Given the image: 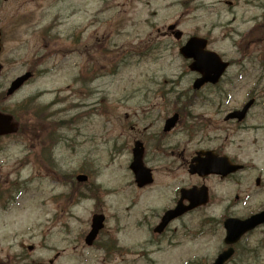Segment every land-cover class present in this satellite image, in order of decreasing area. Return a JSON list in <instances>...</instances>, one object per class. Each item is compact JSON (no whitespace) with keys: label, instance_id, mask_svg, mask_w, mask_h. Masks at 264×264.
<instances>
[{"label":"rangeland","instance_id":"1","mask_svg":"<svg viewBox=\"0 0 264 264\" xmlns=\"http://www.w3.org/2000/svg\"><path fill=\"white\" fill-rule=\"evenodd\" d=\"M263 22L264 0H0V109L23 117L20 135L0 140V264H14L12 257L48 264L56 254L53 264H114L116 249H102L114 242L137 251L122 264L211 263L224 232L206 212L174 223L164 238L152 233L153 209L168 200L180 176L166 174L154 150L159 121L178 112L185 123L219 122L253 97L246 128L228 127V156L244 170L225 191L229 201L240 198L232 215L261 209L264 37L257 27ZM173 24L183 34L179 41L168 32ZM47 31L49 57L36 61ZM192 36L208 39V50L231 62L214 88L192 90L197 75L179 54ZM27 71L33 78L5 98L9 84ZM137 139L147 143L144 163L155 172L143 191L128 172ZM163 142L194 141L177 128ZM79 174L87 183L73 185ZM98 211L106 225L98 245L87 248ZM230 264H264V227L238 244Z\"/></svg>","mask_w":264,"mask_h":264},{"label":"flooded vegetation","instance_id":"2","mask_svg":"<svg viewBox=\"0 0 264 264\" xmlns=\"http://www.w3.org/2000/svg\"><path fill=\"white\" fill-rule=\"evenodd\" d=\"M50 32H46L45 35L42 36V38L45 39L44 44V55L36 57V61H42L45 59H48L49 52H47V48L49 46V40H50ZM33 74V72H32ZM205 87H213L209 85H205ZM166 120H161L162 126V132L158 134V137L160 138V142L156 143V148L154 149L160 159V162L163 163V170L166 171V174H176L180 173V176L174 177L175 184L171 187V190L169 192L168 200L158 208L153 209L155 218L157 219V224L160 222L161 217L164 215V213L168 210L174 209L176 205L179 203L180 199L182 198V191H187L190 189L196 188L197 191L203 192L206 195V205L199 206L195 210L188 212L187 214H184L183 216L177 218L176 220L172 221L166 229L159 235H154L157 238H164L165 235L169 232L171 229V226L180 221L185 219L186 217L199 212H206L207 217L206 219L209 220V222H217V225L220 226V228L224 230V222L225 220L229 218H240L237 216L232 215L234 206L239 202V196L235 195L233 197V201H229L228 194L225 191L226 184L228 182H232L237 175H239L243 169L237 173L231 174V175H224V172L221 173H209V174H191L189 173V166L193 159L199 158V159H206L207 155L213 157L214 159H220V158H228L231 163L238 164L237 160L235 158H230L227 153V145L226 140L228 138V127L229 125H232L234 128H236V131H242L244 130L245 123H238L235 120H220L214 121V120H187V123H185V120H178L176 126L174 129H172L170 132H163L164 123ZM177 128H180L184 130V134L189 137L190 140L194 141L193 143L189 145H174L172 147H169L168 145L164 144V140L172 136L173 133ZM204 131L209 132V136L207 134H202ZM201 135V136H200ZM222 136H225V139L222 140ZM218 141L220 140L219 144L213 145L211 141ZM136 141H140L143 144L144 147V154L146 152V146L147 143L143 140L137 139ZM165 168V169H164ZM211 170H220L219 165H212ZM152 170V169H151ZM153 175L155 174L152 170ZM255 186H260V178H257L255 180ZM149 187H144L143 189H138L139 191L146 190ZM184 205L188 204L186 200L182 201ZM182 204V205H183ZM262 210H264V204L262 205L261 209L256 210L255 213H252L249 215V217L253 214L259 213ZM210 211V212H207ZM248 217V216H247ZM246 217H242L240 219H245ZM264 225L259 226L258 228H263ZM257 228V229H258ZM155 237V238H156ZM118 242V240H115ZM113 245L114 252L112 255L114 256L115 260H119L118 262L114 264H122L121 261H131L132 252L129 251V249H123V248H116V242ZM222 246L219 247V252L216 254V256L226 250V246L224 245L222 241ZM238 246V245H237ZM237 246L235 247V250L237 251ZM215 256V257H216ZM214 257V258H215ZM129 258V259H128ZM213 258V259H214Z\"/></svg>","mask_w":264,"mask_h":264},{"label":"water","instance_id":"3","mask_svg":"<svg viewBox=\"0 0 264 264\" xmlns=\"http://www.w3.org/2000/svg\"><path fill=\"white\" fill-rule=\"evenodd\" d=\"M175 26H171L169 29L173 30ZM182 34L180 32H176L174 37L176 40L181 38ZM206 40L199 39L196 37L190 38L187 43L180 49V54L187 60H192L193 62L189 66L191 71H195L201 75V78L197 79L193 85L195 90L200 89L202 85L205 83L216 84L220 77L225 72L228 67V63H224L221 59L213 52L206 51ZM1 70V67H0ZM30 77V74H26L25 76L16 79L11 88L8 90L7 95H12L17 89H19L22 84ZM253 101L248 102L241 111H236L229 114L225 120L229 119H237L238 121L244 120L248 110L250 109ZM178 120V115L175 114L172 118L168 119L166 123V131H169ZM17 125L12 123V118L7 115H3L0 113V136L14 134L17 132ZM131 169L136 174L137 183L139 186H143L144 184L150 183V176L148 172L142 167L141 163V151L134 152V161L131 166ZM203 166L195 165L191 167L192 173H200L202 171ZM240 167L238 166H228L225 168L222 167L221 171H216L218 173L224 172V175L234 173L238 171ZM87 178L85 176L77 177L78 182H85ZM190 202L191 205L184 210L178 208L177 210L170 211L167 213L166 217L163 219L162 224L156 229V232H161L163 228L174 218L181 215L183 212L193 209L195 207L206 204V195L195 194L193 193L191 196ZM102 216H94L92 219L91 232L87 235L85 242L87 245H91L96 238L98 231L102 228L103 223ZM264 224V211L257 215L251 216L250 218L240 221L237 219H229L225 222L224 226L226 229V238L224 240L226 245L230 247L222 252L213 264H225L234 254L233 245L236 244L240 238L246 234L247 232L252 231L258 225Z\"/></svg>","mask_w":264,"mask_h":264},{"label":"trees","instance_id":"4","mask_svg":"<svg viewBox=\"0 0 264 264\" xmlns=\"http://www.w3.org/2000/svg\"><path fill=\"white\" fill-rule=\"evenodd\" d=\"M258 30L262 34V37H264V22L258 27ZM96 65H97V63H96ZM95 71H96V74H97L100 71V69H98V68H96V70L94 69L93 73H95ZM36 119H38V118H36ZM39 121H42V120H39Z\"/></svg>","mask_w":264,"mask_h":264}]
</instances>
